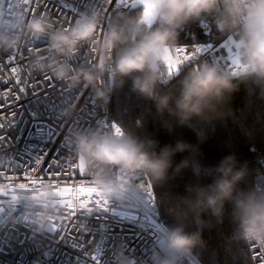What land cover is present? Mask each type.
Instances as JSON below:
<instances>
[{
	"label": "built area",
	"instance_id": "1",
	"mask_svg": "<svg viewBox=\"0 0 264 264\" xmlns=\"http://www.w3.org/2000/svg\"><path fill=\"white\" fill-rule=\"evenodd\" d=\"M133 1L110 7L111 0H47L45 11L34 0H0V37L15 41L0 43V90L10 87L0 91V264H200L190 252L167 248V229L147 175L113 169L121 195L108 198L81 167L71 143L74 131H119L110 116L114 80L107 71L100 74L96 87L106 96L98 99L93 86L57 79L39 64L55 59L73 72L95 71L97 44H83L64 57L50 49L47 36L26 29L29 20L42 18L53 30H64L83 14L97 12L100 41L114 11ZM61 14L67 17L60 19ZM181 46L177 63L213 62L222 72L239 75L228 38ZM48 160L63 161L61 172L42 171ZM258 180L255 191L264 192V174ZM246 245L255 264L253 250L264 253V246Z\"/></svg>",
	"mask_w": 264,
	"mask_h": 264
},
{
	"label": "clouds",
	"instance_id": "2",
	"mask_svg": "<svg viewBox=\"0 0 264 264\" xmlns=\"http://www.w3.org/2000/svg\"><path fill=\"white\" fill-rule=\"evenodd\" d=\"M98 17L97 12L85 13L64 30H53V25L42 18L29 20L27 31L37 37L47 36L50 49L57 55L70 57L83 44H97L99 60L95 71L82 67L73 72L70 65L58 64L55 59L39 67L51 68L57 79L93 86L98 99L106 96L104 90L96 87L102 72L107 71L120 85L130 78L133 90L154 101L159 112L166 110L187 124L194 117L205 118L214 112L237 87L232 74L222 72L216 63L176 62L177 51L182 47L181 31L190 23L211 18L217 31L232 41L240 77L264 81V0H141L136 15L121 17L100 41L96 39ZM0 43L15 41L0 37ZM164 77L179 79L174 91L161 94L157 86ZM71 143L79 162L108 198L121 195L113 169L130 176L143 173L153 181H161L171 167V157L187 148L178 141L175 147L166 145L157 154L122 128L77 130L72 133ZM154 143L148 141L149 145ZM186 166L187 161H182L176 171ZM246 174V168H236L233 156L224 157L215 168L213 183L197 189L189 211L200 223L201 214L210 212L220 217L225 202H230L238 237L245 243L264 246V192L238 189ZM165 240L167 248L176 253H189L202 244L199 231L187 232L182 226L168 229Z\"/></svg>",
	"mask_w": 264,
	"mask_h": 264
},
{
	"label": "trees",
	"instance_id": "3",
	"mask_svg": "<svg viewBox=\"0 0 264 264\" xmlns=\"http://www.w3.org/2000/svg\"><path fill=\"white\" fill-rule=\"evenodd\" d=\"M138 11L136 7L113 15L111 26L121 17L135 16ZM225 39L227 36L217 31L214 21L204 18L187 25L180 33L179 43L218 44ZM232 77L237 85L235 91L214 112L205 118L194 117L187 124L180 123L179 117L166 110L159 112L154 101L133 90L130 78L123 85L115 81L112 92L111 118L149 151L159 154L166 145L175 147L178 141L187 145L185 151L171 157L165 179L153 181L148 177L158 218L165 228L182 226L187 232H200L202 244L190 252L200 264H254L246 243L236 233L230 202H225L220 217L210 212L201 214L200 223L189 211L197 189L213 183L215 168L226 156L235 158L237 169H247L238 185L240 190L255 191V183L264 174V81L243 79L240 75ZM178 79L162 78L157 90L161 94L174 91ZM148 141L155 142L154 146ZM182 161H187V166L177 172Z\"/></svg>",
	"mask_w": 264,
	"mask_h": 264
},
{
	"label": "snow or ice",
	"instance_id": "4",
	"mask_svg": "<svg viewBox=\"0 0 264 264\" xmlns=\"http://www.w3.org/2000/svg\"><path fill=\"white\" fill-rule=\"evenodd\" d=\"M34 2L43 8V10L48 11L47 10V0H34ZM116 3H119V0H111L110 2V7L115 5ZM67 16H64L63 14H61V18L60 19H65ZM15 58H13V62H14ZM177 71L179 70L178 68L176 69ZM10 87L0 90V91H6L8 90ZM20 93H17L16 95V99L19 96ZM9 108H11V104L8 105ZM4 110V102L0 101V112H3ZM63 161H57V160H48V161H43L42 162V171L44 168H47L48 172H53L55 171L56 173H60L61 172V165L63 164ZM47 178V177H45ZM253 259L255 261V264H264V253H261L259 250H253Z\"/></svg>",
	"mask_w": 264,
	"mask_h": 264
},
{
	"label": "water",
	"instance_id": "5",
	"mask_svg": "<svg viewBox=\"0 0 264 264\" xmlns=\"http://www.w3.org/2000/svg\"><path fill=\"white\" fill-rule=\"evenodd\" d=\"M140 3H141V0H135V1L131 2L130 4L125 5V6L121 7L120 9L116 10L114 12V15L120 14L122 12H125V11H127V10H129L131 8L140 7Z\"/></svg>",
	"mask_w": 264,
	"mask_h": 264
},
{
	"label": "bare ground",
	"instance_id": "6",
	"mask_svg": "<svg viewBox=\"0 0 264 264\" xmlns=\"http://www.w3.org/2000/svg\"><path fill=\"white\" fill-rule=\"evenodd\" d=\"M134 1H135V0H134ZM129 4H130V3H129ZM127 5H128V4H127ZM124 6H125V5H124ZM119 9H120V8H119ZM117 10H118V9H117ZM115 11H116V10H115ZM115 11H114V12H115ZM113 15H114V13H113ZM176 62H177V60H176ZM184 64L186 65V64H191V63H184ZM114 84H115V81H114ZM113 88H114V87H113ZM112 92H113V91H112ZM111 98H112V95H111ZM110 104H111V103H110ZM120 128H121V127H120Z\"/></svg>",
	"mask_w": 264,
	"mask_h": 264
},
{
	"label": "rangeland",
	"instance_id": "7",
	"mask_svg": "<svg viewBox=\"0 0 264 264\" xmlns=\"http://www.w3.org/2000/svg\"><path fill=\"white\" fill-rule=\"evenodd\" d=\"M81 167H83L82 164H81Z\"/></svg>",
	"mask_w": 264,
	"mask_h": 264
}]
</instances>
